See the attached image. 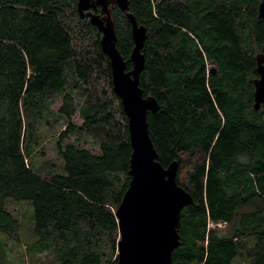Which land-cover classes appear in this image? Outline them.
<instances>
[{"label": "trees", "instance_id": "trees-1", "mask_svg": "<svg viewBox=\"0 0 264 264\" xmlns=\"http://www.w3.org/2000/svg\"><path fill=\"white\" fill-rule=\"evenodd\" d=\"M260 1L128 0L146 29L139 85L159 105L147 114L157 159L178 161L176 180L192 196L170 264H232L237 256L264 264V109L253 108ZM110 7L116 47L128 60L130 21ZM100 35L77 0H0V233L17 239L20 230L6 201H30L32 232L59 264H117L115 211L131 146ZM74 90L83 95L79 126L69 121ZM55 98L67 125L56 141L58 171L43 173L30 146ZM81 133L98 152L80 144Z\"/></svg>", "mask_w": 264, "mask_h": 264}, {"label": "water", "instance_id": "water-1", "mask_svg": "<svg viewBox=\"0 0 264 264\" xmlns=\"http://www.w3.org/2000/svg\"><path fill=\"white\" fill-rule=\"evenodd\" d=\"M113 3L126 13L131 24L133 47L128 60L116 47L110 7ZM77 11L101 33L100 46L109 58L112 89L127 118L131 154L128 187L115 211L119 231L117 264H170L180 244V214L192 203V196L176 180L178 161L163 166L149 134L147 114L156 112L159 105L154 96L144 95L139 85L146 29L128 12V0H77ZM258 17L264 20V0L258 4ZM255 60L258 77L253 82V108L259 110L264 109V45ZM209 72L214 74L215 67Z\"/></svg>", "mask_w": 264, "mask_h": 264}, {"label": "rangeland", "instance_id": "rangeland-1", "mask_svg": "<svg viewBox=\"0 0 264 264\" xmlns=\"http://www.w3.org/2000/svg\"><path fill=\"white\" fill-rule=\"evenodd\" d=\"M100 87L103 86L101 82ZM76 113L69 119L75 126L82 124V119L78 115L83 100V95L78 90L72 91ZM61 99L55 98L49 107L48 117L37 121L33 130V139L36 140L30 148L32 149L31 162L34 168H39L43 173L49 170L52 165L58 171L60 159L56 152V141L59 138L61 130L66 128L67 120L57 111L60 107ZM80 144L98 152V146L93 138L87 134L81 133L79 136ZM68 140H74L71 136ZM67 140L63 141V143ZM184 156L183 158H185ZM187 159V157H186ZM57 168V169H56ZM7 210L16 218L20 224V230L17 239L10 238L6 234L0 233V264H59L52 254V249L44 244L42 238L32 232L33 210L30 201H6ZM209 228H216L221 231L226 229L222 222L210 223ZM232 264H245L243 256H237Z\"/></svg>", "mask_w": 264, "mask_h": 264}, {"label": "built area", "instance_id": "built-area-1", "mask_svg": "<svg viewBox=\"0 0 264 264\" xmlns=\"http://www.w3.org/2000/svg\"><path fill=\"white\" fill-rule=\"evenodd\" d=\"M210 223H212V222H209V223H208V227L210 226Z\"/></svg>", "mask_w": 264, "mask_h": 264}, {"label": "flooded vegetation", "instance_id": "flooded-vegetation-1", "mask_svg": "<svg viewBox=\"0 0 264 264\" xmlns=\"http://www.w3.org/2000/svg\"><path fill=\"white\" fill-rule=\"evenodd\" d=\"M97 11L99 12V8L97 9Z\"/></svg>", "mask_w": 264, "mask_h": 264}]
</instances>
